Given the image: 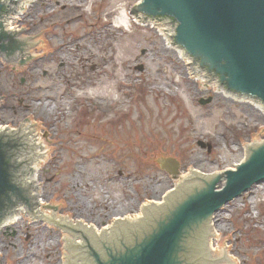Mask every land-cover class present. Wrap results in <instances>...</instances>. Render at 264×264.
Returning <instances> with one entry per match:
<instances>
[{"label": "rangeland", "instance_id": "374dc122", "mask_svg": "<svg viewBox=\"0 0 264 264\" xmlns=\"http://www.w3.org/2000/svg\"><path fill=\"white\" fill-rule=\"evenodd\" d=\"M56 1L48 0L49 12L33 5L17 21L24 34L43 32L29 45L38 53L33 62L0 57L7 94L0 125L38 117L46 151L36 172L41 210H22L0 230V264H69L72 230L48 218L85 220L105 234L179 181L160 168L163 156L179 159L180 175L191 167L208 174L233 167L246 144L264 140L262 110L204 89L158 29L117 25L137 0ZM17 66L26 67L13 72ZM209 94L213 102L202 105ZM254 184L223 199L214 217L213 242L229 248L234 264H264V180Z\"/></svg>", "mask_w": 264, "mask_h": 264}, {"label": "water", "instance_id": "95a60500", "mask_svg": "<svg viewBox=\"0 0 264 264\" xmlns=\"http://www.w3.org/2000/svg\"><path fill=\"white\" fill-rule=\"evenodd\" d=\"M4 5L16 10L13 3ZM142 8L147 11L163 8L176 13L181 23L178 40L191 54L202 57L210 67L216 68L230 87L251 92L264 100V0H144ZM138 11L137 16H143ZM156 24L166 36V42L180 48L179 53H185L181 46L172 42L169 27L165 29L158 21ZM169 24L171 30L177 29L175 22ZM25 28L15 34L16 41L24 45L16 57L31 56L26 60L33 62L38 53L29 50L27 44H37L43 32L24 34ZM185 57L190 60L186 53ZM200 101L205 105L212 98ZM12 127L0 129V144L7 158V177L0 187V218L9 213L14 215L20 209L36 210L41 183L36 182L35 160L36 156L46 154L41 151L38 117L27 114L23 124ZM5 133L13 139H9L6 145L1 136ZM198 143L203 147L208 145L209 151L212 148L201 140ZM158 161L173 179L177 178L180 173L177 158L163 157ZM261 180H264V142H251L248 162L241 161L237 169H222L219 177L198 169L191 170L175 189H170L164 204L160 205L159 201L150 208V204L146 205L147 213L143 219L130 223V217H125V220L116 221L114 227L119 234L113 233L116 235L114 239H111L113 226L106 228L105 234H95L94 228L87 227L85 220L73 225L75 219L67 217H62L63 222L48 219L52 224L65 225V229L72 230L74 237L66 236L69 264H95L100 259L97 256H111L133 242L134 246L143 248L151 264H159L164 252L161 241L166 240L170 246L173 240L176 244L183 241L177 252L183 258L175 257L172 264H216L206 234L211 230L213 212L219 213L223 199L245 191ZM177 235L179 238L175 240ZM132 256L124 255L127 260ZM119 261L126 262L123 258Z\"/></svg>", "mask_w": 264, "mask_h": 264}, {"label": "bare ground", "instance_id": "6f19581e", "mask_svg": "<svg viewBox=\"0 0 264 264\" xmlns=\"http://www.w3.org/2000/svg\"><path fill=\"white\" fill-rule=\"evenodd\" d=\"M32 1L33 0H23L22 1V3H21V5H19V13H14V14H12L11 15V17L8 19V24H10L11 25V23L13 22L12 21V19H14L15 17H17V16H22V14L25 12V10H26V7H28L31 3H32ZM31 9V8H30ZM138 17V20H139V22L141 23V24H143V25H146V22H147V24L149 23L152 27H158L159 28V26H158V24H156V21H153V20H149V21H146L145 20V18H144V16H137ZM117 23L119 24V25H121V26H125L127 29L131 26V25H129V19H127L124 15L122 16V17H118L117 18ZM168 44H170V41L169 42H167ZM29 47V44H27V48ZM174 49H175V51L177 52V54H178V57H180V58H186L185 57V53H179V49L180 48H178V47H173ZM29 49V48H28ZM30 50V49H29ZM1 57L2 56H4L3 54L2 55H0ZM15 59H20V58H15ZM192 72H194V71H192ZM191 72V73H192ZM6 127H0V129H5ZM41 141V140H40ZM252 142H257V143H263L264 142V140H262V141H252ZM44 142H42L41 141V147H42V144H43ZM250 145H251V143H249V144H246L245 146H244V150H245V152L243 153V154H245L244 155V157L241 159V161H244V162H248V158H249V149H250ZM43 155H40V156H36V160H35V164H36V171H35V175H36V172L37 171H39L38 169H39V166H38V162H39V160H40V157H42ZM241 161L240 162H237L233 167H230V168H227V169H225V170H230V169H237L238 167H239V164L241 163ZM193 169H198V168H195V167H191V169L185 174V175H178V182H177V184H179L181 181H182V179L183 178H185L186 177V175L191 171V170H193ZM220 173H221V171L219 170V171H215V172H212V173H210V174H212V175H214V176H217V177H219V175H220ZM36 178H37V175H36ZM255 185L256 184H253V185H251V186H249V189L248 190H251V189H253V187H255ZM39 196V195H38ZM43 203V201H41L40 199H38V201H37V205H36V211L37 212H40V206L39 205H41ZM147 204H153V203H143L142 205H141V208H140V213L139 214H137L136 216H131V215H129V214H127V215H125L126 217H130V223L132 222V221H135V220H139V219H143V216H144V212L145 213H147V211H146V205ZM23 209H20V210H16V214H18L17 215V217L16 216H14V218H13V220H17L18 218H19V214H20V212L22 211ZM24 210H29V209H24ZM35 210H34V212H36ZM215 214L216 213H214L213 212V214H212V220H211V223H212V225H211V230L209 231V232H207L206 234L208 235V244L210 245V252H211V256H213L214 257V260H215V262H216V264H234L233 262V257L232 256H230L229 255V253H228V251H229V248L227 247V248H223V249H220L219 250V248H218V246L217 245H215L214 244V240H216V238H217V236L219 235V231H218V229L216 228V223H214V220H215ZM147 215V214H146ZM147 217H148V215H147ZM116 222V221H115ZM115 224V223H114ZM114 224H110V226H114ZM9 225V224H8ZM3 225H0V228L2 227ZM110 226H108V227H106V228H110ZM88 227V226H87ZM106 228H104L102 231H104L105 232V229ZM95 229V228H94Z\"/></svg>", "mask_w": 264, "mask_h": 264}, {"label": "flooded vegetation", "instance_id": "af4514ba", "mask_svg": "<svg viewBox=\"0 0 264 264\" xmlns=\"http://www.w3.org/2000/svg\"><path fill=\"white\" fill-rule=\"evenodd\" d=\"M48 3H46V0L42 1L41 3H36L35 5H41L39 7H41L42 9L45 7V9L48 11H50V7L49 5H46ZM60 3H59V0L55 2V5L58 6ZM54 7H52L53 9ZM66 8V7H65ZM38 11V10H37ZM48 11V12H49ZM53 11H56L55 9H53ZM38 12H41V10H39ZM15 47H17L18 45L15 43L14 44ZM10 53V52H9ZM10 57L12 60H15L16 58V54L13 53L11 54L10 53ZM26 67V66H25ZM25 67H14V68H11L13 70V72L15 71H18V73H20ZM2 72L0 71V74ZM26 78H22V81L25 82ZM5 89V87L3 86V83H1L0 81V94L3 92V90ZM7 95V94H6ZM2 98H5V95L4 93L2 94ZM179 238V236L177 235V237L175 238V240ZM161 245L162 247L164 248V252L162 253V260L159 264H172L174 262V259H175V252L174 250H176L178 248V246H180V243L178 242V244H176L173 240V244L170 246L169 245V241L166 240V241H161ZM173 250V251H169V250ZM127 251V250H126ZM124 260H126L127 264H151V261L149 259V256L145 253H143V248H140L139 251L136 250L134 251V254L133 256L129 259L131 262H128L129 260H127V258H125ZM120 261H111L110 264H119Z\"/></svg>", "mask_w": 264, "mask_h": 264}, {"label": "trees", "instance_id": "16d2710c", "mask_svg": "<svg viewBox=\"0 0 264 264\" xmlns=\"http://www.w3.org/2000/svg\"><path fill=\"white\" fill-rule=\"evenodd\" d=\"M2 158H3V155L0 153V181H2L4 179V171L2 169V166H1V161H2Z\"/></svg>", "mask_w": 264, "mask_h": 264}]
</instances>
